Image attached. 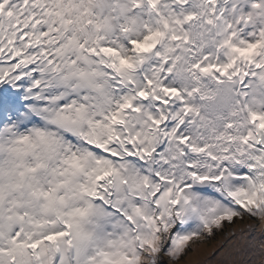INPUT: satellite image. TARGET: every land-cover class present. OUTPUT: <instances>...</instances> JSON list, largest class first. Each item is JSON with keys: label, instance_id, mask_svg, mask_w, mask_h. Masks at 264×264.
Listing matches in <instances>:
<instances>
[{"label": "snow or ice", "instance_id": "obj_1", "mask_svg": "<svg viewBox=\"0 0 264 264\" xmlns=\"http://www.w3.org/2000/svg\"><path fill=\"white\" fill-rule=\"evenodd\" d=\"M0 264H264V0H0Z\"/></svg>", "mask_w": 264, "mask_h": 264}, {"label": "rangeland", "instance_id": "obj_2", "mask_svg": "<svg viewBox=\"0 0 264 264\" xmlns=\"http://www.w3.org/2000/svg\"><path fill=\"white\" fill-rule=\"evenodd\" d=\"M212 250V246H209V249H208V251L210 252Z\"/></svg>", "mask_w": 264, "mask_h": 264}]
</instances>
